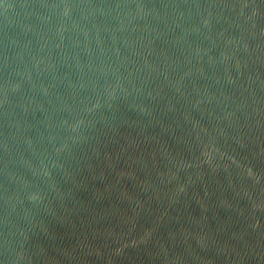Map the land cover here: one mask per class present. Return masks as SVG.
Returning <instances> with one entry per match:
<instances>
[{
  "label": "water",
  "instance_id": "water-1",
  "mask_svg": "<svg viewBox=\"0 0 264 264\" xmlns=\"http://www.w3.org/2000/svg\"><path fill=\"white\" fill-rule=\"evenodd\" d=\"M0 264H264V0H0Z\"/></svg>",
  "mask_w": 264,
  "mask_h": 264
}]
</instances>
